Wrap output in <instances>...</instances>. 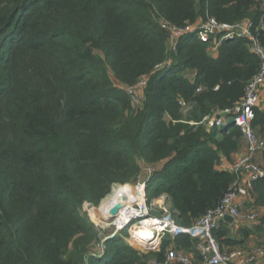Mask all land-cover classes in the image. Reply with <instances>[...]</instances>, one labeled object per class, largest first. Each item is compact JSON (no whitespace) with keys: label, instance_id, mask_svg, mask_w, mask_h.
<instances>
[{"label":"trees","instance_id":"trees-1","mask_svg":"<svg viewBox=\"0 0 264 264\" xmlns=\"http://www.w3.org/2000/svg\"><path fill=\"white\" fill-rule=\"evenodd\" d=\"M260 7L258 0H0V264H149L171 248L197 255V240L166 235L160 252L140 253L117 236L95 256L100 232L83 208L99 206L114 186L146 179L148 201L166 195L180 226L220 205L236 179L221 163L244 139L237 126L208 131L205 119L238 104L257 74L248 41L225 42L215 53L185 37L139 107L126 89L170 57L162 21L182 28L210 15L259 24ZM181 103L193 105L187 115ZM253 127L264 134V107L255 109ZM254 188L263 206L264 180ZM214 237L221 249L242 244L226 222Z\"/></svg>","mask_w":264,"mask_h":264},{"label":"built area","instance_id":"built-area-1","mask_svg":"<svg viewBox=\"0 0 264 264\" xmlns=\"http://www.w3.org/2000/svg\"><path fill=\"white\" fill-rule=\"evenodd\" d=\"M258 1L261 5L262 14L259 24H255L251 20L233 24L219 23L210 15H207L206 20L188 23L182 28L162 21V27L169 34L170 57L164 63L157 65L150 75L143 77L135 85L126 89L133 106L139 107L144 101L145 91L151 77L172 67L171 57L178 52L182 39L188 36H195L203 43H210L215 53L225 42L248 41L250 51L260 61L259 70L246 86L243 99L232 109L219 111L214 116L205 119V122L209 120V129L211 130L220 129L230 120H234L235 126L240 128L244 143L247 146L246 153L240 158L231 163H221V167L233 174L236 179L220 205L196 220L191 227L178 225L172 214L163 217L138 215L133 222L122 224V227H129V233L133 238L130 228L143 218H151L155 227L153 234L151 236L136 235L137 243L146 254L160 252L162 240L166 235L173 237L189 235L192 239L198 241L195 247L197 255L171 248L167 251L163 260L153 259L149 264H257L264 260V248L257 247L248 253L235 250L225 254L214 237V231L225 222L227 216L250 224L258 223L264 219V206L255 208L248 215H244L241 211L243 199L250 198L255 185L264 180V167L256 162L257 156L264 151V136L258 135L253 127L255 109L259 107L264 94V45L260 42V33L264 30V0ZM190 81L191 84H195L196 78L191 77ZM200 91L201 88L198 89V92ZM181 105L186 106L184 103H181ZM149 172H151L150 169ZM148 180H145L146 182H144L142 188L147 186ZM252 203L256 204L255 200ZM104 253L105 249L99 254L94 253V255L101 257Z\"/></svg>","mask_w":264,"mask_h":264},{"label":"rangeland","instance_id":"rangeland-1","mask_svg":"<svg viewBox=\"0 0 264 264\" xmlns=\"http://www.w3.org/2000/svg\"><path fill=\"white\" fill-rule=\"evenodd\" d=\"M193 105H186L182 108V113L184 115H187L192 110ZM227 119V117H226ZM208 131H210L209 126H206ZM151 174V173H150ZM149 174V175H150ZM147 180V179H146ZM146 181H143L141 183H136L133 185H127L129 188V193H121L120 196H124V198L127 200L125 203L124 213L128 211L130 213L129 219L126 223L133 220L140 216H154V217H163L167 214H173L172 212V204L169 200V198L166 195H160L157 198L153 199L151 202L148 201L147 197V187L143 188L144 190L141 191L138 188L143 187V184ZM119 187L125 186H114L111 191V196L109 198H105L99 206H94L92 204H85L83 208V213L86 215V217L89 219L90 222H92L96 228L99 230V244L95 245V248L93 249V253H101L106 250L107 242L114 237H121L123 240L129 244L130 246L134 247L136 250H138L140 253H144L142 247L137 243V240L132 238V236L129 233V227L124 226L122 227V222L119 221L118 216H123V214H119L117 217H112L106 215H100L101 214V208L103 205V202L107 200H111L115 189H118ZM141 193H143V196L141 197ZM126 195V196H125ZM128 196V197H127ZM128 198V199H127ZM130 199H132V207L129 208V202ZM98 212V213H97ZM134 212V213H133ZM135 225V224H134ZM132 232V230H131ZM149 235V234H148ZM161 250V247H160ZM155 253V252H154ZM146 254V253H144Z\"/></svg>","mask_w":264,"mask_h":264},{"label":"crops","instance_id":"crops-1","mask_svg":"<svg viewBox=\"0 0 264 264\" xmlns=\"http://www.w3.org/2000/svg\"><path fill=\"white\" fill-rule=\"evenodd\" d=\"M259 107H264V94L262 95V100H261ZM209 124H210L209 120L207 122H205L206 126H209ZM260 136L263 137L264 134H261ZM246 151H247V146L244 143V145L240 149V151L237 152L233 156L231 162H233L236 159L243 156L246 153ZM223 162L231 163V162H227V161H223ZM256 162L264 167V159L262 157V154L257 156ZM255 195H256V192H255V188H254V190L250 194V198L243 199L244 202H243V205L241 207V211L244 215H248L253 210H255V208H257V207H262V205L252 203L253 200L256 201ZM227 224H228L229 230L231 232V237L237 241L242 242V244L236 246L235 248L227 247V248L222 249L223 253H225V254L231 253L235 250H242V251H245L248 253V252L254 250L255 248L259 247L264 241V219L258 223H255V224H250V223H247L243 220H235L234 223H232V224L227 223ZM245 227L252 230V234L247 238H243V236L241 234V229L245 228ZM257 264H264V260L257 263Z\"/></svg>","mask_w":264,"mask_h":264},{"label":"bare ground","instance_id":"bare-ground-1","mask_svg":"<svg viewBox=\"0 0 264 264\" xmlns=\"http://www.w3.org/2000/svg\"><path fill=\"white\" fill-rule=\"evenodd\" d=\"M124 187H119L118 189H115L114 195L112 197L111 200H107L106 202H103L102 208H101V214L100 215H108V216H112L113 217V211L119 207L122 206V209L120 210V215L124 213V208L126 205V199L124 198V196H120L121 193H129L128 190V186ZM139 190L143 191L144 189L141 187L138 188ZM141 197L143 196V193L140 194ZM126 196V195H125ZM128 197V196H127ZM128 199V198H127ZM132 199H130L129 202V208L132 207ZM134 213V212H133ZM130 213L125 212L123 214V216H118L119 217V221H121V224H125L128 219H129V215ZM132 230V234H133V238L136 240L137 236L136 235H144V236H151L155 230L154 227V223L153 221H151V218L146 217L143 218L141 220H139V222L135 223V225H133L130 228V231ZM149 234V235H148Z\"/></svg>","mask_w":264,"mask_h":264},{"label":"water","instance_id":"water-1","mask_svg":"<svg viewBox=\"0 0 264 264\" xmlns=\"http://www.w3.org/2000/svg\"><path fill=\"white\" fill-rule=\"evenodd\" d=\"M218 118H219V116H218ZM232 126H235V121L234 120H230L226 125L222 126L220 128V132L221 133H225ZM121 209H122V206L117 207L113 211V217H117L119 215ZM225 221L227 223H231L232 224V223H234L235 220H234V218H232L230 216H227V217H225Z\"/></svg>","mask_w":264,"mask_h":264}]
</instances>
